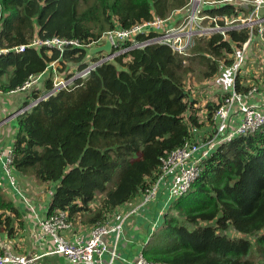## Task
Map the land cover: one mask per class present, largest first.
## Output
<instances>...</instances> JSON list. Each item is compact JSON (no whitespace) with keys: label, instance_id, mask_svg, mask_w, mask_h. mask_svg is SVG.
I'll list each match as a JSON object with an SVG mask.
<instances>
[{"label":"trees","instance_id":"trees-1","mask_svg":"<svg viewBox=\"0 0 264 264\" xmlns=\"http://www.w3.org/2000/svg\"><path fill=\"white\" fill-rule=\"evenodd\" d=\"M188 1L0 0V48L11 50L0 57V92L10 94L55 61L61 71L87 66L84 47H67L63 54L47 47L19 53L14 48L38 37L97 42L118 28L165 19ZM205 14L231 18L238 12L223 6ZM227 35L228 40L223 34L198 39L187 57L163 44L129 51L17 116L12 167L54 185L47 216L67 211L72 225H102L143 196L162 174L163 160L195 133L210 129L207 136H213L214 115L231 93L217 94L201 107L186 80L197 60L206 68L199 74L204 81L215 78L222 64L233 65L234 43L242 46L249 32ZM154 36L140 34L136 42ZM242 81L247 79L237 78L235 91L248 95L253 85ZM52 88L47 78L22 109ZM201 168L191 190L166 212L143 256L149 264H264V128L222 143ZM22 214L0 184V234L16 239L25 228ZM231 229L255 244L231 238ZM255 247L260 262L251 258Z\"/></svg>","mask_w":264,"mask_h":264},{"label":"built area","instance_id":"built-area-1","mask_svg":"<svg viewBox=\"0 0 264 264\" xmlns=\"http://www.w3.org/2000/svg\"><path fill=\"white\" fill-rule=\"evenodd\" d=\"M234 8L238 15L236 17L214 18L205 14V11L220 7ZM218 21H225L222 27ZM215 23V24H214ZM247 30L249 37L242 46L234 43L235 54L230 58L234 60L231 67L221 66L219 74H223V79L219 85L227 89L226 93H231L228 99L215 113L214 134L212 137L205 133L204 140L197 142L188 141L183 147L173 151L163 160L162 174L144 194L141 203L137 207L148 205L154 201L162 187L164 181L172 177L169 193L174 201L185 196L192 188L201 173V163L209 158L219 145L231 141L238 136L255 134L264 128V103H251L257 89L260 86H252V91L248 95H243L235 91V84L238 77L248 80L247 72L250 60L255 56V46L258 45L263 55L264 61V0H189L182 9L171 13L167 18H156L152 22H144L129 29L118 28L107 32L97 41L89 44H82L79 40H64L60 38L34 39L29 45L14 48L15 52H25L26 49L36 50L42 47L52 48L61 54L67 47H84L88 56L84 63V69H78L70 73L67 81L59 78L71 68L69 65L64 71H59L57 62H52L47 71L43 74L31 76L30 79L11 94L28 93L29 96L34 91L42 90L47 78L53 81V88L50 92L39 99L33 100L30 104L17 112L19 116L24 110L37 105L41 100L56 94L61 89L72 87L76 80H86L92 71L106 63H114L121 55L135 50L145 48L150 45L163 44L172 49L180 57L189 56L196 41L201 38H210L214 34H223L225 40L230 37L229 31ZM155 36L136 42V37L140 34H151ZM109 41L112 45L111 52H103L96 55H89L93 48L104 46ZM129 44V46H126ZM11 50L0 48V57L6 55ZM50 54V53H49ZM48 73V77L40 83ZM247 81L241 82L243 86H249ZM1 93V92H0ZM249 100V101H247ZM236 115L238 119L236 120ZM13 147L8 151L0 152V162L4 171L8 175V187L16 191L24 204L39 219L38 226L42 233L54 242L52 254L63 256L69 264H115L121 259L119 253V243L124 232L127 219L133 214L136 208L131 209L124 217L118 221H107L102 225L95 226L86 240H71L68 234L72 232L73 225L69 221L68 212L61 211L51 216L40 218L33 200L27 197L19 187L17 177L13 174L12 167ZM111 236L113 242H107ZM27 256L16 254L12 251L2 252L0 250V264H31ZM129 264H149L141 253L137 260Z\"/></svg>","mask_w":264,"mask_h":264},{"label":"crops","instance_id":"crops-1","mask_svg":"<svg viewBox=\"0 0 264 264\" xmlns=\"http://www.w3.org/2000/svg\"><path fill=\"white\" fill-rule=\"evenodd\" d=\"M28 97V93H0V145L9 135H14L15 139L18 131L17 119H11L10 115L24 105ZM250 102L264 103V86L261 92L255 94ZM237 119L238 115H236V120ZM209 130L210 129H204L195 133L194 140L197 142L203 141L205 133L209 132ZM4 172L5 171L0 162V184L5 186L4 188L7 190L9 198H11L15 205L21 209L23 213L22 218L25 221V228L21 234L17 235L16 239H10L8 235L0 234V250H2V252L12 251L16 254L25 255L29 260L34 259L31 264H69L63 256L57 254L53 255L51 253L55 245L54 242L42 233L38 226L39 219L35 217L30 209L31 213L26 210L27 206L24 204L21 197L16 191L9 187L14 196L10 197L9 190L6 187V185H8V180ZM17 182L27 197L31 199V196H33L34 199H37V202H40L43 205L38 206L33 201V205L36 207L39 217L43 218L47 216L51 197L48 196L47 198V192L42 191L43 186L38 184L34 178L23 177L20 173L17 175ZM171 182L172 177L164 181L156 199L148 205L137 207L143 199L142 196H139L108 219V221L112 222L118 221L124 217L128 211L130 212L131 209L137 207L134 209L136 211L131 214L125 224L118 248L119 253L121 254V259L116 261L115 264H129L130 262L137 260L144 247L149 242L150 237L162 225L166 212L174 202V198H172L169 193ZM137 201L138 204L134 206L133 203ZM94 227L73 225L72 232L68 234V237L73 241L86 240L89 238L91 230ZM113 240L114 237L111 236L107 239V242L112 243Z\"/></svg>","mask_w":264,"mask_h":264},{"label":"rangeland","instance_id":"rangeland-1","mask_svg":"<svg viewBox=\"0 0 264 264\" xmlns=\"http://www.w3.org/2000/svg\"><path fill=\"white\" fill-rule=\"evenodd\" d=\"M255 51H256L255 52V56L250 60V63L248 65V72H247L248 74L246 76L248 78V80H247L246 84L249 85V86L251 84V85H253L255 87L260 86L261 89H257V92H261V90L263 89V86H264V61H263L262 52L259 49V46L258 45L255 46ZM191 54H192V52L190 51L189 55H191ZM221 66H223V64ZM193 68H194L195 71L192 72L190 74V76L187 78V80H186V89L187 90H190L191 93H192V95L195 98L200 99L201 107H204L205 104L208 101H211V100H214V99L216 100L218 98L217 97V94H224V93H226L227 89L221 88V86L218 84L219 81H221L223 79V74L222 73L218 74L213 79L204 81L202 79V77H200V75H199L202 71H205V69H206L202 65V63L199 62L198 60L195 61L193 63ZM77 70H78L77 69V66H73V67L69 68L68 71H66L64 74H62L61 76H59V78H62V80L67 81L69 79L70 73H74ZM59 71H61V70H59ZM47 77H48V73H46L45 77L43 78V80L40 83H43ZM43 89H44V86H43ZM22 106L16 112H14L13 114L10 115L11 119H16V114H17V112H20L21 111ZM14 126H15V124H14ZM14 141H15L14 135L13 136L9 135L7 138H5L1 142L0 152H2L3 150L8 151L10 148H12L13 145H14ZM4 173L6 174V172H4ZM13 174L17 177V175L19 174V172L16 169H13ZM6 177H7V180L9 181L7 174H6ZM23 177H25V176H23ZM37 183L40 184L41 186H43L42 191L43 192H47L46 195H47V198H48L49 191L50 192L53 191L54 185H51L50 188H49L47 186L48 184H46V186H44V185L41 184V182L39 183L37 181ZM2 186L5 187L4 185H2ZM6 187L9 190L10 197L11 196L14 197L12 190L8 186H6ZM31 199L38 206H43L40 202H37V199H34L33 196H31ZM101 200H102V197L99 196L97 198L96 206H97V204L99 202H101ZM136 204H138V201L135 202V203H133L134 206H136ZM26 210H28V212L31 213L30 210L27 207H26ZM114 214H116V213H114ZM228 235L231 238H241V237H244V234H242L240 232H237L236 230H233V229H231L230 231H228ZM244 238L250 239L255 244V239H252V238H250L248 236H245ZM251 258L255 262H260V261L263 260V258L260 257L259 254L256 252V247L252 250Z\"/></svg>","mask_w":264,"mask_h":264},{"label":"water","instance_id":"water-1","mask_svg":"<svg viewBox=\"0 0 264 264\" xmlns=\"http://www.w3.org/2000/svg\"><path fill=\"white\" fill-rule=\"evenodd\" d=\"M111 50H112V45L109 41H107L104 46L91 49L89 51V55H96V54H100L103 52H111Z\"/></svg>","mask_w":264,"mask_h":264},{"label":"clouds","instance_id":"clouds-1","mask_svg":"<svg viewBox=\"0 0 264 264\" xmlns=\"http://www.w3.org/2000/svg\"><path fill=\"white\" fill-rule=\"evenodd\" d=\"M81 80H83V79H81ZM85 81V80H84Z\"/></svg>","mask_w":264,"mask_h":264}]
</instances>
